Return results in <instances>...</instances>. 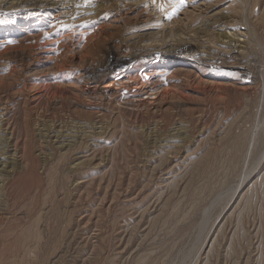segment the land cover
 Here are the masks:
<instances>
[{"label":"rangeland","instance_id":"374dc122","mask_svg":"<svg viewBox=\"0 0 264 264\" xmlns=\"http://www.w3.org/2000/svg\"><path fill=\"white\" fill-rule=\"evenodd\" d=\"M0 21V264H264V0Z\"/></svg>","mask_w":264,"mask_h":264},{"label":"snow or ice","instance_id":"6c2138e0","mask_svg":"<svg viewBox=\"0 0 264 264\" xmlns=\"http://www.w3.org/2000/svg\"><path fill=\"white\" fill-rule=\"evenodd\" d=\"M154 2H155V0H154ZM168 2H173V0H168ZM180 2L182 3V0H180ZM159 7H160V9L163 11L165 5H164L163 3H161V4L159 5ZM173 11H175V8H173ZM0 23H3V21H0Z\"/></svg>","mask_w":264,"mask_h":264}]
</instances>
